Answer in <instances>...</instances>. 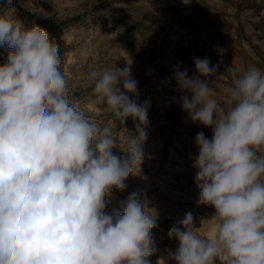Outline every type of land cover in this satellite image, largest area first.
I'll use <instances>...</instances> for the list:
<instances>
[{
	"label": "clouds",
	"instance_id": "obj_1",
	"mask_svg": "<svg viewBox=\"0 0 264 264\" xmlns=\"http://www.w3.org/2000/svg\"><path fill=\"white\" fill-rule=\"evenodd\" d=\"M0 46L8 50L0 63V264H151L156 215L136 193L122 211H106L145 160L149 101L131 98L130 64L86 77L116 120L135 122L125 151L109 126L70 102L61 50L43 28L0 14ZM194 64L198 75L177 70L174 79L191 93L180 99L192 122L212 129L211 139L196 134L194 167L197 203L214 209L213 227L201 234L186 213L168 231L178 247L157 264H264V71L235 74L225 110L207 79L217 66L207 57Z\"/></svg>",
	"mask_w": 264,
	"mask_h": 264
},
{
	"label": "rangeland",
	"instance_id": "obj_2",
	"mask_svg": "<svg viewBox=\"0 0 264 264\" xmlns=\"http://www.w3.org/2000/svg\"><path fill=\"white\" fill-rule=\"evenodd\" d=\"M0 14L26 26L34 22L49 34L61 50L70 102L101 127L109 126L125 151L135 122L116 120L86 77L93 69L130 64L137 96L129 95L141 104L149 101L145 160L126 179L123 192L111 193L106 211L136 193L156 215L158 227L151 235L157 251L149 257L151 264L166 249L178 247L168 231L186 213L198 218L196 226L206 235L214 209L197 203L195 137L203 132L211 139L212 129L192 122L183 110L180 98H191V93L178 87L174 74L198 75L194 60L209 58L210 66H217V74L207 78L209 86L227 110L224 90L232 86L234 75L250 66L264 71V0H0ZM7 55L0 46V63ZM120 148L114 153L125 156Z\"/></svg>",
	"mask_w": 264,
	"mask_h": 264
},
{
	"label": "bare ground",
	"instance_id": "obj_3",
	"mask_svg": "<svg viewBox=\"0 0 264 264\" xmlns=\"http://www.w3.org/2000/svg\"><path fill=\"white\" fill-rule=\"evenodd\" d=\"M113 210L122 211V206H121L120 204H119V205H116V206H114V209H113ZM113 210H112V211H113ZM212 227H213V226H212ZM212 227H211V228H212ZM211 228L209 229V231L211 230ZM209 231H208V232H209Z\"/></svg>",
	"mask_w": 264,
	"mask_h": 264
}]
</instances>
